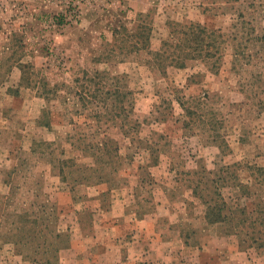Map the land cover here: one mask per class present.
<instances>
[{"label":"rangeland","instance_id":"rangeland-1","mask_svg":"<svg viewBox=\"0 0 264 264\" xmlns=\"http://www.w3.org/2000/svg\"><path fill=\"white\" fill-rule=\"evenodd\" d=\"M192 23L216 67L162 69ZM146 214L171 264H264V0H0V264L129 262Z\"/></svg>","mask_w":264,"mask_h":264},{"label":"trees","instance_id":"trees-1","mask_svg":"<svg viewBox=\"0 0 264 264\" xmlns=\"http://www.w3.org/2000/svg\"><path fill=\"white\" fill-rule=\"evenodd\" d=\"M152 29L153 28L151 27L140 26L138 31L136 30V33L134 32L135 36L138 37L140 41L139 43H143L142 40L145 38L146 32L148 30L151 32ZM178 33V38L175 37L177 42L174 40L175 38L164 41L163 49L155 55L160 66H162V69L167 66L184 68L187 66L188 60L202 57L216 58L213 62V67H216L220 50L215 32L210 31L201 23H192L190 25L181 26ZM32 67L31 64H23L20 66V69L24 74L23 80L28 81V83H31V77H28L27 74H31ZM10 93L19 96L20 90L14 92L10 90ZM225 206L227 207V204H225L224 207ZM224 207L217 206L215 208H210V211L206 216L208 222L211 224H227L228 218H222Z\"/></svg>","mask_w":264,"mask_h":264},{"label":"crops","instance_id":"crops-1","mask_svg":"<svg viewBox=\"0 0 264 264\" xmlns=\"http://www.w3.org/2000/svg\"><path fill=\"white\" fill-rule=\"evenodd\" d=\"M3 167L4 166H2V168ZM119 214L117 217L120 216ZM151 216L153 215L146 214L140 219H135V217L134 218L132 217L131 219L126 220L124 224L121 222L117 226H115L116 233L113 234V237H115L114 240L116 242V245L113 246L112 249L116 256L119 254V252L120 253L123 252V247H124L123 239L126 238L124 234L125 231L128 229L132 230V232H128V233L133 234L131 238L132 241L127 243L130 245L129 248L127 250L125 249V251H127V253L130 254L129 259H131V261L129 262L126 261L123 262L122 264H142V262L140 261H143L144 262L143 264H171L168 259L176 260V256L180 254H185L186 250L184 252L179 250L177 253H175L176 248L173 247V241L171 240V238H169L168 240H164L163 236L161 235V233H164V231L171 232V225L169 223L163 224L162 229H157L153 231H151L150 226L143 224V222L147 220L146 218ZM205 219L206 221H208L206 216ZM165 227L167 229H165ZM159 231L162 232L159 233ZM155 232H156L155 238L154 236H150V234H154ZM109 237L112 240L111 236ZM117 238L120 241L119 245H117ZM165 241L167 243H165ZM143 244H145L146 246L143 247ZM159 246H163L164 248L163 249L158 248ZM120 249H122V251ZM109 250L110 249L108 248V253Z\"/></svg>","mask_w":264,"mask_h":264}]
</instances>
